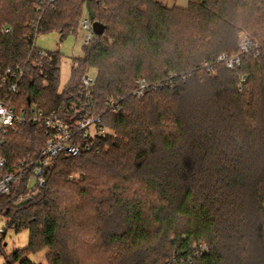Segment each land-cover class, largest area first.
<instances>
[{
  "label": "trees",
  "instance_id": "obj_1",
  "mask_svg": "<svg viewBox=\"0 0 264 264\" xmlns=\"http://www.w3.org/2000/svg\"><path fill=\"white\" fill-rule=\"evenodd\" d=\"M39 1L0 0V77L26 67L18 107L49 112L74 102L82 77L97 69L108 132L98 150L58 157L28 203L14 204L22 187L0 195V247L9 229L29 233L27 247L0 250L5 264H35L28 257L44 250L47 264H264V0H189L186 8L58 0L40 34L76 33L85 8L105 27L74 60L62 92L60 53L31 49ZM241 32L263 45L260 57L234 71L203 68L236 54ZM139 79L161 86L137 98ZM46 139L41 126L11 132L1 150L7 169L36 157Z\"/></svg>",
  "mask_w": 264,
  "mask_h": 264
},
{
  "label": "built area",
  "instance_id": "obj_2",
  "mask_svg": "<svg viewBox=\"0 0 264 264\" xmlns=\"http://www.w3.org/2000/svg\"><path fill=\"white\" fill-rule=\"evenodd\" d=\"M57 2L58 0H40L36 8L37 18L30 25L31 49L32 51L38 49L39 57L46 56L44 50L37 48L36 42L42 29V17L45 11ZM80 27L86 31L85 43L89 44L95 37V33L88 12L81 19ZM4 32L10 34L11 29H5ZM237 48L236 54H221L212 63H205L203 68L211 70L214 65L221 64L234 71L242 65L245 58H258L263 51V45L254 41L245 32L239 33ZM25 73L26 67L17 66L7 69L0 77V195H9L14 188L22 187L24 194L15 199L16 206L28 203L42 193L47 184L46 173L58 157L76 158L81 154L98 150L100 139L108 132L104 126L103 115L99 113L95 101V79L88 75L83 76L74 102L46 112L35 105L18 107L17 98ZM239 78L241 83L246 80L242 75ZM160 86L158 83L139 79L131 94L140 98ZM107 108L118 112L120 101L108 100ZM24 125L43 127L47 137L45 145L36 157L25 158L12 170H8L7 160L1 154L2 147L8 135ZM32 182L34 186H31Z\"/></svg>",
  "mask_w": 264,
  "mask_h": 264
},
{
  "label": "rangeland",
  "instance_id": "obj_3",
  "mask_svg": "<svg viewBox=\"0 0 264 264\" xmlns=\"http://www.w3.org/2000/svg\"><path fill=\"white\" fill-rule=\"evenodd\" d=\"M169 7H181L186 8L189 4V0H160ZM87 14V8L83 11V17ZM86 31L82 30L79 26L76 33H71L63 40L60 39L58 32L41 33L37 38V48L44 50L45 52H59L61 55L60 63V83L59 91L62 92L69 85L72 79V67L74 60L84 57V46ZM87 75L93 79H97L98 71L95 68H90L87 71ZM74 177H78L75 175ZM34 186V182L31 183ZM6 228L5 220L0 222V239ZM29 242V233L22 231L16 233L14 230L9 229L2 240L0 250L10 255L13 250L23 249L27 247ZM48 250L32 254L28 258L35 264H47ZM6 258L3 254H0V264H5Z\"/></svg>",
  "mask_w": 264,
  "mask_h": 264
},
{
  "label": "water",
  "instance_id": "obj_4",
  "mask_svg": "<svg viewBox=\"0 0 264 264\" xmlns=\"http://www.w3.org/2000/svg\"><path fill=\"white\" fill-rule=\"evenodd\" d=\"M94 33L96 36H103L105 33V27H103L101 24H95L94 25Z\"/></svg>",
  "mask_w": 264,
  "mask_h": 264
}]
</instances>
